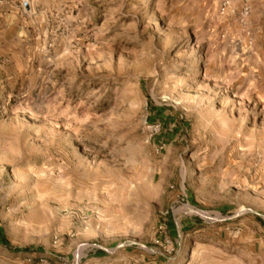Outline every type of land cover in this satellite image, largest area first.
Returning <instances> with one entry per match:
<instances>
[{
  "label": "rangeland",
  "instance_id": "374dc122",
  "mask_svg": "<svg viewBox=\"0 0 264 264\" xmlns=\"http://www.w3.org/2000/svg\"><path fill=\"white\" fill-rule=\"evenodd\" d=\"M99 258L264 264V0H0V264Z\"/></svg>",
  "mask_w": 264,
  "mask_h": 264
},
{
  "label": "built area",
  "instance_id": "2783aa9c",
  "mask_svg": "<svg viewBox=\"0 0 264 264\" xmlns=\"http://www.w3.org/2000/svg\"><path fill=\"white\" fill-rule=\"evenodd\" d=\"M172 211L174 212V207H172ZM170 215V210L167 209L165 211H163L161 213V217L163 219V221H161V223L159 224L158 226V229H157V232L159 233V236L157 239H155V242L156 243H159L160 242V238L161 237H164L166 241L170 242L168 239H167V236H166V227H167V218L169 217ZM127 245V244H125ZM174 248H168L167 250L169 252H171ZM42 264H46V262H43Z\"/></svg>",
  "mask_w": 264,
  "mask_h": 264
},
{
  "label": "crops",
  "instance_id": "0c3cea01",
  "mask_svg": "<svg viewBox=\"0 0 264 264\" xmlns=\"http://www.w3.org/2000/svg\"><path fill=\"white\" fill-rule=\"evenodd\" d=\"M99 262H98V264H107V260H105V259H103V258H99V260H98ZM138 261V263H139V260L137 259L136 260V262ZM130 263L129 264H131V261H129Z\"/></svg>",
  "mask_w": 264,
  "mask_h": 264
}]
</instances>
